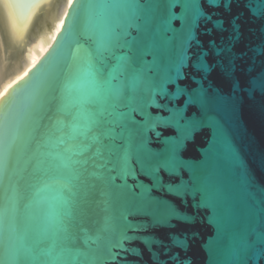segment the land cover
<instances>
[{"label":"snow or ice","instance_id":"snow-or-ice-1","mask_svg":"<svg viewBox=\"0 0 264 264\" xmlns=\"http://www.w3.org/2000/svg\"><path fill=\"white\" fill-rule=\"evenodd\" d=\"M33 68L0 105V264H195L198 219L206 264H264V0H79Z\"/></svg>","mask_w":264,"mask_h":264},{"label":"water","instance_id":"water-1","mask_svg":"<svg viewBox=\"0 0 264 264\" xmlns=\"http://www.w3.org/2000/svg\"><path fill=\"white\" fill-rule=\"evenodd\" d=\"M78 3L79 0H38L37 6L25 11L26 19L21 22L22 18L12 7V0H0V105L5 104L24 84L25 81L19 80L29 70L34 71V63L38 67L64 41ZM18 81L19 84L4 95L8 86ZM241 118L242 132L245 127L247 129L240 139L241 150L264 182V173L261 172L264 168V113L257 105L245 101ZM207 139V133H201L196 142L188 146L185 157L191 161L198 160V149L206 144ZM187 210L191 211V208ZM199 215L207 213L201 211ZM96 219L93 215L90 223ZM195 230L200 238L194 242L192 255L194 260L206 264V254L200 244L213 234V228L198 219Z\"/></svg>","mask_w":264,"mask_h":264},{"label":"flooded vegetation","instance_id":"flooded-vegetation-1","mask_svg":"<svg viewBox=\"0 0 264 264\" xmlns=\"http://www.w3.org/2000/svg\"><path fill=\"white\" fill-rule=\"evenodd\" d=\"M195 264H201L200 261L198 260H195Z\"/></svg>","mask_w":264,"mask_h":264}]
</instances>
